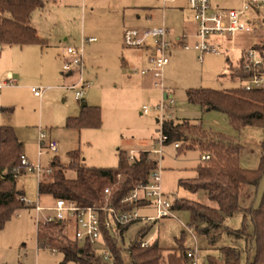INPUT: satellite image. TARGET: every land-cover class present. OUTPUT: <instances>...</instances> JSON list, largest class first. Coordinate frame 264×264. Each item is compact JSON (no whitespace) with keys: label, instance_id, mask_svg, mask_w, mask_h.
Returning <instances> with one entry per match:
<instances>
[{"label":"rangeland","instance_id":"1","mask_svg":"<svg viewBox=\"0 0 264 264\" xmlns=\"http://www.w3.org/2000/svg\"><path fill=\"white\" fill-rule=\"evenodd\" d=\"M158 1L56 0L54 4L52 0L45 8L34 12L32 26L48 38L52 45L61 40L66 48L77 46L83 36L96 37L99 40L95 45L87 47L86 70L87 74H90V87L86 90L85 102L100 108L102 126L99 129L87 128L82 131L68 129L66 120L81 115L82 102L75 99V92L70 88L77 78L68 83L62 82L61 85L65 89L60 90L58 83L48 79L43 71L34 70L32 75L22 79L17 89H4L0 92L4 105L0 107L13 112L12 116L17 121L25 142L26 156L31 163L39 162L40 130L60 145L57 155L49 153L42 157V166L48 168L52 161H56L64 168L69 179L76 178L73 167L79 160L91 168H116L119 164V151H153L159 147L163 122V114L158 110V106L165 102V94H171L174 104L171 108V100L166 102L168 109L165 115L168 113L172 116L168 121H193L202 125L206 131L237 139L242 146L239 158L241 168L251 171L259 168L264 158L263 128L243 126L240 131H235L223 113L203 111L202 107L187 100L189 90L230 91L243 87V81L232 79L231 70V66L236 68L243 59L242 52L207 54L204 61L200 62L192 51L174 49L168 52L170 64L164 71L165 90L155 89L150 84L142 90L139 89L142 94H138L137 90L134 92L126 87L130 80L136 82L139 79L132 75L133 70H142L149 64L147 61L146 64L140 63L143 61V53L140 51L127 49L121 42L113 46L106 33L111 32V24L122 22L124 14L128 20L125 28H156L165 24L179 30L185 19L192 24L187 0H179L178 3L164 8ZM220 1L230 8L240 7V0ZM112 14H115L114 17ZM146 14L152 16V22L149 24L133 19L136 15H143L141 17L144 19ZM236 41L237 47L241 49H247L255 43L264 46V31L239 35ZM37 68L41 70L40 66ZM34 87L46 89L43 99L34 96L31 91ZM145 108L149 109L147 115L144 114ZM73 151H78L81 157L77 159L72 154L68 156V153ZM70 158L75 162L70 163ZM156 160L159 161L164 192L171 201L187 199L212 207L217 206L203 197V193L192 194L179 185L180 180H192L197 177L196 169L202 162L198 150L179 154L174 145H169L164 148L163 159ZM38 183L36 173L26 172L18 178L17 188L26 193V199L30 202H36L39 198ZM263 194L264 177L257 188H243L240 196L242 208L259 207ZM49 197L47 196L45 201L52 204L53 201ZM42 200L44 202V198ZM243 219V212L235 213L225 219L223 228L215 229L207 236L201 233L206 227L205 223L191 212L173 211L171 216L152 226L149 236H154L163 249L164 264H167L168 256L178 247L176 240L183 235L186 250L197 251L198 264H208L209 256L219 258L220 250L224 247L236 248L240 251L241 264H247L248 259H252L253 252L248 254L246 251L244 238H238L228 232L241 230ZM144 225L143 222H137L125 229V244H122L124 250H129L131 241ZM249 230L252 231L250 222ZM40 232L42 235L47 234L55 244L61 246L68 245L69 240L74 239L73 227H69L64 233L69 240L63 238L64 234L59 230L48 229L47 226L41 228ZM213 238L216 239L214 243L211 242ZM96 249L101 251L103 247L98 246ZM63 258L62 253L38 247L36 213L31 209L17 212L0 232V264H63ZM124 259L126 264H133L131 256L126 254Z\"/></svg>","mask_w":264,"mask_h":264},{"label":"trees","instance_id":"2","mask_svg":"<svg viewBox=\"0 0 264 264\" xmlns=\"http://www.w3.org/2000/svg\"><path fill=\"white\" fill-rule=\"evenodd\" d=\"M46 6L45 0H0V53L4 46H45L47 40L41 38L37 30L31 25L33 14L37 9ZM264 51V46H256ZM243 60L234 68L231 66L232 79L245 80L250 73L243 70ZM264 74V66L261 69ZM187 100L191 104L199 105L206 111L223 113L231 127L240 131L243 126H256L264 129V89L247 91L236 88L230 91H216L212 89H196L187 92ZM102 126L101 110L99 107L86 106L79 117L67 119L68 129H99ZM161 134L168 137L166 146L176 145L179 154L189 150L201 153V163L196 172L197 177L192 180H180L179 185L192 194L203 193L206 198L217 206L212 207L194 200L178 199L173 202L174 211H189L206 227L201 230L203 235L210 236L211 231L224 227L227 217L243 212V227L241 230L228 232L246 241V251L253 252L252 259L247 264H264V194L260 206L257 208H242L240 196L245 186L257 188L264 177V158L257 170L251 171L241 168L240 153L242 146L233 137L220 133H213L203 129L202 125L183 121H163ZM264 150V143L262 144ZM75 157L78 153H71ZM23 147L11 127L0 129V232L4 230L13 216L26 209L21 201V193L16 188L17 179L26 173L21 157ZM119 164L116 168H91L82 160L73 167L75 179H69L64 168L56 161L51 162L53 173L39 182V194L53 199L61 198L75 201L81 207L93 206L103 201L104 189L123 176V192L132 189L137 183H145L150 173L158 169V162L149 160L147 153L142 154L140 160L130 164L127 152L119 151ZM208 156V160L203 157ZM117 197H122L118 194ZM249 222L252 231L249 230ZM48 229L59 230L64 234L66 226L63 222L53 223ZM124 228L120 242L109 234L106 235L108 247L111 250L113 262L124 264L121 251L125 244ZM151 227L143 228L131 241L129 250L133 264H164L163 249L157 241L143 248L141 242L151 232ZM69 240L66 235L64 237ZM215 238L211 242H215ZM178 247L167 258V264H189L188 251L184 247V235L176 240ZM38 247L56 249L62 253L63 264L75 262L78 264H110L96 257L90 245L78 246L69 240V244L61 246L55 244L47 234L38 232ZM208 264H241L240 251L233 247L220 250V257H208Z\"/></svg>","mask_w":264,"mask_h":264},{"label":"built area","instance_id":"3","mask_svg":"<svg viewBox=\"0 0 264 264\" xmlns=\"http://www.w3.org/2000/svg\"><path fill=\"white\" fill-rule=\"evenodd\" d=\"M165 7L176 4L179 0H162ZM187 6L196 25L194 35L185 33L177 39H170V30L165 25L156 28H127L123 34V44L127 49L141 50L152 49L154 54L149 58V66L142 70H133L134 74L142 76H152L153 86L156 89L165 90L163 84L164 71L170 64L168 52L173 48H181L185 51L196 52L198 60L204 61L207 54L220 55L223 53L240 51L243 53V70L251 75L243 80L244 88L247 91L264 89V74L261 69L264 66V51L258 49L256 43L247 49L237 47V37L239 35H251L264 31V0H240L239 8H230L220 0H187ZM192 37L195 42H192ZM97 42L95 37L83 36L79 45L69 46L65 50L63 63V73L67 75H77V81L70 88L75 92V99L82 102L86 90L90 83L85 79V48L88 44ZM261 45V44H260ZM16 81L10 78L0 86L9 87L16 85ZM34 96L42 99L45 88H31ZM172 99H164V103L158 106V110L163 114L164 120H171L172 116L165 115L168 107L166 102ZM144 114H149V109H144ZM47 133L40 130L39 158L46 154L57 155L60 149L59 142L48 139ZM47 140V141H46ZM168 137L161 134L158 141V148L153 151H135L127 153L128 162L134 164L140 160L142 154L147 153L149 160H162L164 148ZM178 148L179 145H174ZM208 160L209 157H203ZM22 165L26 172H33L38 175L39 181L45 175L53 173L50 167L45 168L42 163H31L23 154ZM70 163L75 160L70 158ZM158 166H159V161ZM123 176L104 189L102 203L89 207H81L75 201L61 198L53 199L51 205H45L42 196L36 202H30L26 197L21 196V201L26 209H31L36 213V225L38 232L41 228L53 223L63 222L66 226L74 228L73 241L78 246L90 245L96 254L105 263H112L113 257L108 247L106 235L109 234L117 242H120L122 230L134 223L143 222L144 228L151 227L158 221L172 215L173 201L165 194L161 170L152 171L147 182L137 183L132 189L123 192ZM122 194V197H117ZM142 211H145L143 213ZM192 231V230H191ZM67 236V234H66ZM155 241L151 236L141 242L143 248L148 247ZM102 246L98 251L96 247ZM54 253L58 251L52 250ZM131 256L130 250H122L121 257L124 264V255ZM189 264H198V254L196 250L188 251Z\"/></svg>","mask_w":264,"mask_h":264},{"label":"crops","instance_id":"4","mask_svg":"<svg viewBox=\"0 0 264 264\" xmlns=\"http://www.w3.org/2000/svg\"><path fill=\"white\" fill-rule=\"evenodd\" d=\"M51 1L52 0H45L46 5L48 3H51ZM53 1H54L53 3L55 4L56 0H53ZM159 2L161 4V6L164 8L165 6L163 4V1L159 0L158 3ZM143 10H145V9H143ZM112 15L114 17L115 14H112ZM141 16H143V15H141ZM141 16L136 15V18H133V19L139 23H141L142 21H144V23H147V24L152 22V16L151 15H149V14L144 15V17H145L144 19ZM121 21L122 22H120L119 24L118 23L117 24H111L112 25L111 32L110 33L106 32L108 35L107 39L110 42H113L112 43V44H114L113 46H117L118 43H120V42L122 43V45H124L123 44V34H124V31L127 29L125 27L128 24L127 23L128 20H127L125 14L122 16ZM188 23L189 22H187L186 19L183 20V23L181 24V28L179 30H174L171 27H168L165 24L164 25L167 28H169V30H170V39L174 40V39L179 38L181 35H183L185 33H190V34L194 35L196 25H195L193 19H192V24H190V23L188 24ZM31 25H33L32 21H31ZM136 28L147 29L149 27H136ZM36 30H37V32L41 38L47 40V42H48L47 45H45V46H35V45H31V46H4L2 48L1 53H0V86H2L4 83H6L10 78H13L16 81V83H15L16 85L9 86V87H2L0 89V92L4 89H11V88L17 89L16 87L20 86V82L22 81V79L24 77H28V76L32 75L34 73L33 72L34 70L43 71L42 73H45L47 75L48 79L58 83V89H60V90L65 89L61 85L62 82L68 83L69 81L74 80V78H77L76 74L75 75L74 74L73 75H67V74L63 73L62 63H64V59H65L64 55H65L66 46L62 45V41L59 40L58 44L52 45V42L48 38L41 35L40 31L38 29H36ZM191 41L195 42V38L192 37ZM79 42H77V44ZM98 42H99V40L97 39V42L92 43V44H88L86 46V48H85V67H86V62H87L86 58H88L87 47L95 45ZM174 49L177 50V49H181V48H173L171 50H174ZM130 50H133V49H130ZM134 51H140L141 53H143V56H142L143 61L140 62L142 64H146V61H147V64H149L148 63L149 58L154 54V51L152 49H141V50H134ZM193 53L196 54V52H193ZM196 56H197V54H196ZM197 59H198V56H197ZM39 66H40L41 70H39L37 68ZM132 75L135 77H139V79H137L136 82H132V80H130V82H128L126 87H128L130 90H134V92H135V90H137L138 94H142L141 90L143 88L149 86L150 84L153 86L154 80H153L152 76H150V75L142 76L140 74H134V73H132ZM84 77L87 81L90 78V74L89 75L87 74L86 69H85ZM72 83H71V86L73 84H75L76 82L73 84ZM139 89H141V90H139ZM85 96H86V93H85ZM43 98H44V96H43ZM165 98L173 99V96L171 94L170 95L165 94L164 99ZM83 103H86L87 106L95 107V106H92L90 103L85 102V97H84V100L82 101V104ZM0 106H4L1 99H0ZM84 109L85 108H83L81 105V108H80L81 114L84 111ZM203 111H205V110H203ZM12 114H13V112L11 110L7 111V109L0 107V129H1V127H4V126L5 127H11L14 129V131L18 137L19 142L22 144L23 154L26 156L27 154L25 152V142L23 141V137L21 135V130L19 129V125H18L17 121H15V118L12 116ZM66 122H67V120H66ZM191 122H193V121H191ZM79 131H82V130H79ZM39 134H40V131H39ZM48 139H50L49 136H48ZM71 153H78L80 155V153L78 151H73V152L68 153L69 154L68 156H70ZM42 157L39 158L40 162H41ZM80 157H81V155H80ZM16 188H17V183H16ZM17 190L21 193L22 196L26 197V193L24 191H21L18 188H17ZM38 195L41 196L39 194V183H38ZM46 197L47 196H42V199L44 198V202H45L44 204L45 205H51L45 201ZM203 197H206V196L204 195ZM49 198H51L53 201L52 197H49ZM24 210H29V209H24ZM142 212L145 213V211H142ZM124 233H125V230H124ZM149 235L147 238L150 237Z\"/></svg>","mask_w":264,"mask_h":264},{"label":"water","instance_id":"5","mask_svg":"<svg viewBox=\"0 0 264 264\" xmlns=\"http://www.w3.org/2000/svg\"><path fill=\"white\" fill-rule=\"evenodd\" d=\"M86 106H87V104H86V103H83V104H82V107H83V108H85Z\"/></svg>","mask_w":264,"mask_h":264}]
</instances>
